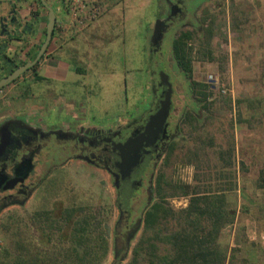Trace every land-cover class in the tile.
Returning a JSON list of instances; mask_svg holds the SVG:
<instances>
[{
    "label": "rangeland",
    "instance_id": "rangeland-1",
    "mask_svg": "<svg viewBox=\"0 0 264 264\" xmlns=\"http://www.w3.org/2000/svg\"><path fill=\"white\" fill-rule=\"evenodd\" d=\"M158 1L123 0L117 11V15L123 19L122 26H118L119 31L114 30L115 23H112L103 35L88 38L91 39L90 46L82 43L72 51L75 56L71 63L75 66L86 67L87 59L79 55L90 52L92 57L88 77L86 81L84 79L85 87L76 83V87L70 90L71 94L80 96L84 88L88 92H96L99 94L98 101L105 108L94 114L89 112L87 121L90 123L111 129L137 114L146 113L151 104L147 88L149 78L162 67V55L150 52L149 37L154 21L162 19L167 11L166 3L169 0H162L159 5ZM206 8L209 14L207 20L213 22L214 28L210 40L212 61L200 59L195 54L201 39L200 22ZM197 9L196 16L189 23L176 27L172 33L169 29L162 36L160 54L164 52L167 56V49L176 35L183 31L192 33L193 37L189 40L192 48L190 72L184 79L170 75L175 87L171 98L175 113L181 112L176 135L149 169L144 181V188L148 187L149 192L143 188L139 196H135L138 200L132 203L131 218L138 219L136 226L140 224L143 205L155 197L150 187L158 173L186 182H190L194 175L201 177L209 173L214 176L220 165L216 153L218 148H225L232 141L235 181L234 189L227 191L226 197L229 203L235 198L231 205L235 213L232 224L224 229L228 236L222 239H226L229 246L237 248L233 252L235 264H264V0H211L200 4ZM234 11L239 17V28L232 30L230 17ZM192 21L199 32L190 29ZM113 35L117 42L109 43L108 39ZM30 76L32 71L29 69L19 77L24 80ZM16 81L19 82V79ZM189 81L205 84L210 94L209 109L195 106L194 109L198 110L196 116L189 110L193 109L191 101L196 96L194 93L191 98L187 96ZM10 86L3 89L6 97L15 87L10 89ZM67 93L69 91H57L64 97ZM56 115L45 114L42 119L49 125L65 119L58 115L57 119ZM120 118L124 120L115 124ZM38 126L44 130L72 129ZM170 146L172 151H169ZM195 149L197 151L192 156L191 152ZM45 152L46 149H42L37 158L42 159ZM42 169L47 170L39 161L31 175L35 185L27 200L0 211V257L7 238L13 232V226L9 229L8 225L14 223L20 230L29 225L32 228L30 233H34L33 228L39 224L37 215L42 210L58 219L64 209L81 206V210L90 217L95 216L94 221H100L103 233L105 225L110 228L114 225L117 217L115 190L105 172L74 158L63 165L58 164L43 176ZM101 180L102 184L99 183ZM168 201L173 208H178L185 205L186 198L171 197ZM139 233L140 228L129 241L126 258L118 264H126L130 248ZM234 233L237 238H232ZM106 239L109 246L96 264H111L113 261L112 234L109 233Z\"/></svg>",
    "mask_w": 264,
    "mask_h": 264
},
{
    "label": "trees",
    "instance_id": "trees-1",
    "mask_svg": "<svg viewBox=\"0 0 264 264\" xmlns=\"http://www.w3.org/2000/svg\"><path fill=\"white\" fill-rule=\"evenodd\" d=\"M204 12L200 22L201 39L195 54L200 59L212 61L214 57L210 40L214 28L213 22L207 20L208 9ZM237 17L234 11L230 17L232 30L239 28ZM194 32H199V28L195 27ZM192 37L190 31H183L171 41L173 58L187 76L192 53L189 40ZM189 87L191 93L196 94L193 98L196 106L203 110L209 109L211 103L207 86L189 81ZM192 113L196 116L198 110ZM171 149L172 146L169 151ZM196 151L191 152L192 156ZM216 153L220 165L214 176L209 173L201 177L194 175L190 182H186L166 177L163 173L156 175L150 187L155 197L143 205L138 225L140 233L130 248L126 264H235L233 252L237 248L229 246L228 241L222 239L228 236L224 229L232 224L235 213L231 206L235 198L229 203L226 197L227 191L234 189L235 181L232 141L225 148H218ZM181 196L186 198L185 205L173 208L168 198ZM80 207L64 209L58 219L50 216L46 210L40 211L37 215L39 224L33 228L34 233H30L32 228L29 225L20 230L16 224L10 223L7 228L13 226V232L2 250L0 264L99 263L109 246L108 240L100 227V221H94L95 216L90 217ZM119 222L123 225L125 220ZM236 233L232 238H237ZM233 241L237 244L235 239ZM124 252L123 248L111 264H118Z\"/></svg>",
    "mask_w": 264,
    "mask_h": 264
},
{
    "label": "flooded vegetation",
    "instance_id": "flooded-vegetation-1",
    "mask_svg": "<svg viewBox=\"0 0 264 264\" xmlns=\"http://www.w3.org/2000/svg\"><path fill=\"white\" fill-rule=\"evenodd\" d=\"M25 1L14 0L13 4L19 5ZM33 2L37 5L40 3L39 0H33ZM166 4L167 11L163 15L160 26V39L154 44H149L150 52L162 55L160 57L162 67L158 68L149 78L147 88L151 104L144 115L137 114L136 117L129 118L127 122L111 129H95L85 126L66 131L44 130L38 125H30L18 118H6L0 121V123L5 122L0 127V211L12 204H23L27 200L35 185L31 175L39 161L47 169L46 171L42 169L41 176L58 164L63 165L72 158L83 161L105 172L111 180L115 190L117 217L109 233L112 234L115 243L114 246L112 245V251L116 254L122 253L125 239L130 237L138 220L131 218L132 203L138 200L135 196L137 194L139 196L144 188V181L155 160L176 135L178 119L181 116V112L175 113L176 108L171 99L175 87L173 78L172 81L170 80V75H178L184 79L187 73L173 58L171 46L167 49L169 54L167 56L164 52L160 54V49L162 36L166 31L170 29L172 33L176 27L189 23L193 18L190 12L193 8L188 7L185 0H169ZM171 9L172 13H170ZM14 10V6L10 5L6 14L8 18L13 17L12 11ZM15 67L10 66L6 58L1 59L0 78ZM186 88L187 96L191 98L189 84ZM168 99L169 107L166 103ZM191 102L194 108L196 104L194 101ZM160 107L163 109L160 110ZM158 109L161 112L150 124V115ZM164 109L167 110L166 114L163 113ZM189 110L196 113V110L190 108ZM163 116H165L164 120H162ZM137 139L140 141L136 144ZM42 149H46V152L44 157L39 159L37 157ZM133 154L136 156V162L134 161L135 163L130 168L122 165ZM139 167L142 168L140 173L138 172ZM126 181L130 188L129 193L123 187ZM144 189L149 192L148 187ZM121 219L125 220L123 225L119 222Z\"/></svg>",
    "mask_w": 264,
    "mask_h": 264
},
{
    "label": "crops",
    "instance_id": "crops-1",
    "mask_svg": "<svg viewBox=\"0 0 264 264\" xmlns=\"http://www.w3.org/2000/svg\"><path fill=\"white\" fill-rule=\"evenodd\" d=\"M45 1L52 7L54 13V29L51 38L45 52L31 69L32 76L30 78L26 77L24 80H20L21 78L18 77L13 81L15 84L10 82L0 90V121L10 117L23 119L28 124L35 126L42 125L64 129L86 126L104 129L87 121L89 112L94 114L103 111L102 108L104 107L98 101L99 94L88 92L85 88L80 96L71 94L70 90L76 87L74 84L78 83L80 86L85 87L86 82H84V79L86 81L88 77L92 57L90 52L86 55H79L78 57L87 59L86 67L75 66L74 63H71L75 56L72 51L82 43L90 46L91 39L88 38L90 36L103 35L112 23H115L114 30L119 31L118 26H122L123 19L117 15V11L123 0H106L100 17L82 29H77L69 24L68 17L62 9L64 0ZM185 1L190 8H193L190 11L192 16H196L195 13L198 11V6L211 0ZM13 2L14 0H0V16L7 17L8 8L11 5L15 9L12 13L16 21V25L8 24V34L0 36V43L4 45L3 50H1L3 54L1 59L6 58L10 66H18L31 60L42 42L47 10L41 3L37 5L33 0H26L19 5L16 3L14 5ZM161 3L162 0H159L158 5ZM192 22L193 25L190 26V29L193 28L194 30L197 26L196 24L194 25V21ZM58 23L64 26V30L59 34L55 30V26ZM114 40V35L108 39L109 43H113ZM116 42L117 40L114 41V43ZM96 43H98L97 40ZM18 79L19 82L16 81ZM9 85H11L10 89L15 87L11 94L6 97L3 89ZM58 90L60 92L66 90L69 93L64 97L57 94ZM69 95L70 97H67ZM2 106L3 108H1ZM53 113H56L59 118H65L66 120H60V124L49 125L44 123L43 115ZM93 118L94 116L91 117V119ZM122 120L124 119H118L115 124L120 123ZM70 122L75 123L71 125Z\"/></svg>",
    "mask_w": 264,
    "mask_h": 264
},
{
    "label": "water",
    "instance_id": "water-1",
    "mask_svg": "<svg viewBox=\"0 0 264 264\" xmlns=\"http://www.w3.org/2000/svg\"><path fill=\"white\" fill-rule=\"evenodd\" d=\"M39 2L41 3V5H43L46 10H47V13H46V23H45V31H44V38L42 40V42L40 43V45L38 46L34 56L31 58V60L29 61H26L18 66H16L15 68H13L8 74H6L5 76L1 77L0 78V88L7 85L8 83H10L11 81H13L15 78H17L20 74H22L24 71H26L27 69L31 68L37 61L38 59L42 56V54L45 52L46 50V47L49 43V40L51 38V35H52V32H53V27H54V13H53V9L52 7H50L45 0H39ZM170 13H172V9L170 10ZM8 24H12V25H16V21L15 19H13V17H10V18H6V17H2L0 16V36L2 35H6L8 34L7 32V27H8ZM162 24V19L158 18L154 21V24L152 26V29H151V33H150V37H149V44H154L156 43V41H158L160 39V35H161V31H160V26ZM3 47L4 45L0 43V59L3 57V54L1 52V50H3ZM160 75H163L162 73H160ZM169 99L167 100V107H169ZM160 110H162L163 108L160 107L159 108ZM156 111L154 112L153 114L150 115L149 117V123L151 124L152 120L155 121V118L157 117V114H159L161 111ZM168 109V108H167ZM164 114L167 113V110H163ZM163 114V115H164ZM165 119V116H163L162 120ZM5 122L3 123H0V127L2 124H4ZM1 130V128H0ZM143 138H141V141H142ZM137 141H140V139H137L135 140V143L137 144ZM136 162V156L135 154H133L130 159L122 164L126 167H131L132 164H134ZM141 167H139V170L138 172L140 173L141 171ZM139 179V178H138ZM128 181V180H127ZM124 182V190H126L127 193L130 192V188L128 186V182ZM103 181L101 180L100 181V184H102ZM123 195V194H122ZM122 197V196H121ZM127 202V201H126ZM125 206H127V203L125 204ZM105 228V232H104V236L106 238H108L109 236V232H110V227L105 225L104 226ZM138 226H136L133 231H132V234L130 235L129 238H126L125 239V242H124V249H125V252H124V255L123 257H121V259H125L126 256H127V250H128V245H129V241L131 239V237L133 236V234L135 233V231L137 230ZM116 252H113V259L116 257ZM121 260V261H122Z\"/></svg>",
    "mask_w": 264,
    "mask_h": 264
},
{
    "label": "built area",
    "instance_id": "built-area-1",
    "mask_svg": "<svg viewBox=\"0 0 264 264\" xmlns=\"http://www.w3.org/2000/svg\"><path fill=\"white\" fill-rule=\"evenodd\" d=\"M105 2L106 0H64L62 9L68 17L69 24L82 29L100 17ZM55 30L59 34L64 30V26L58 23Z\"/></svg>",
    "mask_w": 264,
    "mask_h": 264
}]
</instances>
